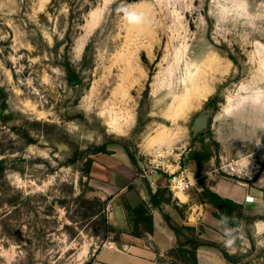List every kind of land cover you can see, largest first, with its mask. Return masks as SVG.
Returning a JSON list of instances; mask_svg holds the SVG:
<instances>
[{
	"label": "rangeland",
	"instance_id": "1",
	"mask_svg": "<svg viewBox=\"0 0 264 264\" xmlns=\"http://www.w3.org/2000/svg\"><path fill=\"white\" fill-rule=\"evenodd\" d=\"M50 4L0 0V264L93 263L109 237V198L90 182L99 146L195 159L201 178L257 174L264 0H99L71 43L67 8Z\"/></svg>",
	"mask_w": 264,
	"mask_h": 264
},
{
	"label": "crops",
	"instance_id": "2",
	"mask_svg": "<svg viewBox=\"0 0 264 264\" xmlns=\"http://www.w3.org/2000/svg\"><path fill=\"white\" fill-rule=\"evenodd\" d=\"M169 119L172 120L171 117ZM176 142L174 138L168 145ZM146 165L142 159H137V165H134L123 148L95 155L90 182L98 190L97 196L109 198L107 220L110 233L107 241L94 254L92 264H170L165 260V255L177 247V237L168 226L165 215L177 225L195 227L201 239L215 243L233 257L229 261L218 247L204 245L196 251L198 264H264V259L260 258L259 261L258 258L264 255V160L253 178L246 176L245 180H237L231 176L217 177L216 174L208 177L206 173L202 176L212 191L243 205L245 214L255 217L252 222L241 219L236 225L217 218L215 208L210 203L193 201L190 191L175 195L168 192L166 196L170 198L169 202L153 205L150 193L167 188V176L161 172L143 177L142 171ZM180 167L189 177L201 178L197 160H190L183 167L180 163ZM247 196L253 200L246 201ZM125 202L131 207L142 202L148 204L153 218L152 234L142 237L131 234ZM181 207H186V210L181 211Z\"/></svg>",
	"mask_w": 264,
	"mask_h": 264
},
{
	"label": "trees",
	"instance_id": "3",
	"mask_svg": "<svg viewBox=\"0 0 264 264\" xmlns=\"http://www.w3.org/2000/svg\"><path fill=\"white\" fill-rule=\"evenodd\" d=\"M99 0H51L49 12L55 14L54 7L65 6L67 8V23L64 31V39L66 43H71L72 37L79 32V27L84 24V16L98 4ZM68 47V45H67ZM69 72L70 68H69ZM150 81L146 86L145 94H149ZM217 96L209 98L207 102L208 107L217 109V104L221 102ZM96 153H109L105 146H99L95 149ZM130 160L134 165H137V160L125 148ZM92 165V164H91ZM202 184V183H201ZM168 193L166 188L158 189L155 193H150V201L153 205L161 204V202H169L170 198L166 196ZM202 195L215 208L214 215L221 220H228L232 225L238 224L241 219L246 222L253 221L255 217L247 216L243 205L227 198H223L211 189L203 186ZM124 208L127 212V218L131 224V234L137 237H142L146 234L153 233V218L148 204L142 202L136 207H131L128 203H124ZM99 212L94 214L97 215ZM165 220L171 230L177 237V247L171 249L167 255L174 260H179L180 264H198L196 251L200 246L209 245L218 247L224 257L232 261L233 257L229 255L224 249L215 243L204 241L200 238V232L195 227L188 225H177L171 221L169 216L165 215ZM105 229L107 234L110 233L108 220L105 219Z\"/></svg>",
	"mask_w": 264,
	"mask_h": 264
},
{
	"label": "built area",
	"instance_id": "4",
	"mask_svg": "<svg viewBox=\"0 0 264 264\" xmlns=\"http://www.w3.org/2000/svg\"><path fill=\"white\" fill-rule=\"evenodd\" d=\"M168 152L169 151H166L167 154ZM168 156L169 155L157 153V159L149 161L148 165H146V167L142 171V176L148 177L152 175H158L162 172L167 176L166 186L171 193L175 195L177 193H185L190 191L195 186L196 180L189 177L185 173L184 169L180 167L179 161L176 160L174 161V163H171L168 159ZM175 165L178 166L177 169L174 168ZM234 172H236L234 168H232L230 171H227L230 176H233V174H240V171L236 173ZM245 200L252 201L253 198L247 196Z\"/></svg>",
	"mask_w": 264,
	"mask_h": 264
},
{
	"label": "water",
	"instance_id": "5",
	"mask_svg": "<svg viewBox=\"0 0 264 264\" xmlns=\"http://www.w3.org/2000/svg\"><path fill=\"white\" fill-rule=\"evenodd\" d=\"M209 117H210L209 112H204L200 114L198 117H196V119L193 122L194 135H198L206 130Z\"/></svg>",
	"mask_w": 264,
	"mask_h": 264
},
{
	"label": "bare ground",
	"instance_id": "6",
	"mask_svg": "<svg viewBox=\"0 0 264 264\" xmlns=\"http://www.w3.org/2000/svg\"><path fill=\"white\" fill-rule=\"evenodd\" d=\"M170 117V116H169Z\"/></svg>",
	"mask_w": 264,
	"mask_h": 264
}]
</instances>
